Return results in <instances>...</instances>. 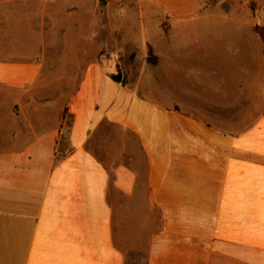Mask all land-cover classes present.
I'll return each mask as SVG.
<instances>
[{
    "label": "crops",
    "instance_id": "0c3cea01",
    "mask_svg": "<svg viewBox=\"0 0 264 264\" xmlns=\"http://www.w3.org/2000/svg\"><path fill=\"white\" fill-rule=\"evenodd\" d=\"M139 4L141 18L168 20L169 36L192 12H245L264 49V5ZM45 17L46 0H0V264H264V113L242 127L247 100L153 97L112 81L96 56L73 79L71 67L77 85L64 100L41 70ZM14 34L39 41L14 49ZM65 106L72 151L58 158ZM105 123L124 132L116 149L103 146L117 153L108 164L91 149Z\"/></svg>",
    "mask_w": 264,
    "mask_h": 264
},
{
    "label": "rangeland",
    "instance_id": "374dc122",
    "mask_svg": "<svg viewBox=\"0 0 264 264\" xmlns=\"http://www.w3.org/2000/svg\"><path fill=\"white\" fill-rule=\"evenodd\" d=\"M210 3L221 10L234 7L256 11L264 0ZM140 10L139 0H46L45 59L41 70L47 88L60 85L57 94L65 100L77 85L70 81L71 67L73 79L83 74L96 56L104 69L113 73L115 65L120 66L126 86L138 85L153 97L194 106L201 98L247 100L253 112L237 115L242 127L264 113V49L260 48L258 34L250 28L252 19L248 14L217 9L192 12L179 19L180 28L169 36L166 18L158 20L154 11L141 18ZM204 15L208 17L202 20V27L207 30L199 31V17ZM38 41V36L25 34H14L11 39L14 49L26 47L32 51ZM75 50L78 60L73 58ZM158 59L160 67L152 71ZM148 72L154 73L147 77ZM57 79L61 80L59 84ZM108 125H101L91 146L106 164L111 163L114 152L111 156L104 154L103 146L114 150L118 139L124 137L123 131ZM110 201L117 223L118 196L112 188Z\"/></svg>",
    "mask_w": 264,
    "mask_h": 264
},
{
    "label": "trees",
    "instance_id": "16d2710c",
    "mask_svg": "<svg viewBox=\"0 0 264 264\" xmlns=\"http://www.w3.org/2000/svg\"><path fill=\"white\" fill-rule=\"evenodd\" d=\"M101 55V54H100ZM121 68L117 64L115 65V73L110 75L112 81L124 84V80L121 78ZM73 123V115L68 112L65 106L62 111V122L60 125L59 136L56 140V151L58 158L64 157L71 153L72 148L69 145V133L71 131Z\"/></svg>",
    "mask_w": 264,
    "mask_h": 264
}]
</instances>
